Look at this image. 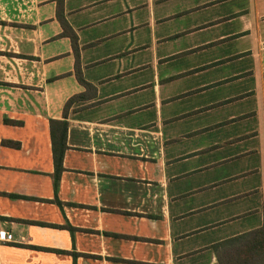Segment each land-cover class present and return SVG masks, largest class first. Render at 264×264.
I'll use <instances>...</instances> for the list:
<instances>
[{
	"label": "crops",
	"instance_id": "0c3cea01",
	"mask_svg": "<svg viewBox=\"0 0 264 264\" xmlns=\"http://www.w3.org/2000/svg\"><path fill=\"white\" fill-rule=\"evenodd\" d=\"M56 9L0 0V264H218L264 228V0H63L96 93L55 192L49 119L83 90Z\"/></svg>",
	"mask_w": 264,
	"mask_h": 264
},
{
	"label": "trees",
	"instance_id": "16d2710c",
	"mask_svg": "<svg viewBox=\"0 0 264 264\" xmlns=\"http://www.w3.org/2000/svg\"><path fill=\"white\" fill-rule=\"evenodd\" d=\"M57 1L56 17L61 25V36L68 37L74 53V74L82 85L83 90L69 97L64 105L62 119H49V132L51 140V151L54 165L53 187L56 192L59 178L63 170V155L67 148V112L76 101L90 99L95 96L96 87L86 81L80 69L79 47L75 32L69 26L63 15V0ZM218 264H264V228L258 227L242 234L227 238L212 245Z\"/></svg>",
	"mask_w": 264,
	"mask_h": 264
},
{
	"label": "rangeland",
	"instance_id": "374dc122",
	"mask_svg": "<svg viewBox=\"0 0 264 264\" xmlns=\"http://www.w3.org/2000/svg\"><path fill=\"white\" fill-rule=\"evenodd\" d=\"M213 35V34H212ZM231 39V37H228L227 39H225V40H223V41H221V44H225V42H227L228 40H230ZM149 43H147V44H150V41H148ZM216 44H219L218 42L216 43ZM151 45V44H150ZM61 48L63 49V47L61 46ZM224 48H227V46L226 45H223L222 46V50L224 49ZM151 53H152V51H151ZM223 53H226V51H223ZM73 54V56H74V53H72ZM145 54H147V53H145ZM234 58H238V56H236V55H234V56H232V57H229L228 59H226V60H233ZM64 62H66V60H64ZM159 70L161 71V67L159 68ZM148 74V71H145V72H143L142 73V76H146ZM152 74V73H151ZM151 74L150 75H147V76H151ZM243 81H245V82H247L248 80H243ZM250 83H252L251 81H250ZM148 86V87H147ZM147 86H144V87H142V88H139V90L140 89H149V87H152L153 86V82H151V84L150 85H147ZM242 86V85H241ZM240 86V87H241ZM247 94H243V95H240V97H244V96H246ZM249 115V114H248ZM247 115V116H248ZM249 134V133H248ZM247 204L245 205V210H244V214H243V217H249L250 216V218L252 219L254 216H260V214H261V211H262V208L261 207H259L258 206V202H257V200H256V198L255 197H253V198H249L247 201ZM243 204H245L244 202H243ZM247 220H250V219H246V221ZM245 222V221H244ZM248 222V221H247Z\"/></svg>",
	"mask_w": 264,
	"mask_h": 264
},
{
	"label": "built area",
	"instance_id": "2783aa9c",
	"mask_svg": "<svg viewBox=\"0 0 264 264\" xmlns=\"http://www.w3.org/2000/svg\"><path fill=\"white\" fill-rule=\"evenodd\" d=\"M13 240V234L10 231H7L6 229H0V241H12Z\"/></svg>",
	"mask_w": 264,
	"mask_h": 264
}]
</instances>
